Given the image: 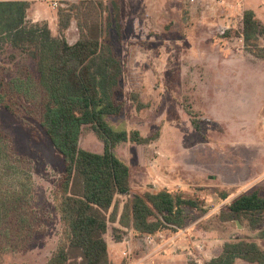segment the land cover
<instances>
[{
    "label": "rangeland",
    "instance_id": "obj_1",
    "mask_svg": "<svg viewBox=\"0 0 264 264\" xmlns=\"http://www.w3.org/2000/svg\"><path fill=\"white\" fill-rule=\"evenodd\" d=\"M76 1L41 0V13L36 11L27 20L36 23L33 18L38 17L40 22L47 21L55 36L58 8ZM103 1L111 11L114 0ZM157 1L163 4L124 1L121 37L115 27L110 29V42L125 69L119 99H125L126 105L123 115L108 118V123L115 129H137L144 136L160 133L150 144L123 142L116 148L117 155L131 167L133 190L168 188L196 199L207 212L190 211L194 222L176 243L171 241L174 234L166 233L161 242L150 247L125 228H120L127 231L123 244L117 245L114 224L109 223L106 240L110 258L116 264H198L185 251L194 241L202 245L203 264H207L222 253L226 243L241 238L254 239L264 248V229L253 230L246 221L238 227L219 219L232 198L264 187L254 186L252 180L243 182L254 172L251 168L264 149V82L244 85L234 78L242 76L238 72L242 63L264 68V59L252 55L235 32L229 38L216 32L224 13L222 9H205V3L215 0ZM243 1L264 27V0ZM65 35L69 43L76 42L79 32L75 22ZM258 40L264 47V34ZM30 78L36 81L35 61L26 51L0 41V81L18 112L14 115L0 106V130L11 150L10 155L1 154L0 189L25 194L32 232L27 248L6 253L2 264H46L65 240L55 200L64 163L39 127L37 110L25 101L23 90L16 89ZM132 95L138 96L142 109H137ZM186 108L195 113L201 133L193 127ZM79 145L88 151H103V143L89 128L84 129ZM229 179L240 183L223 185ZM224 193L229 195L225 201ZM125 200L118 198L121 207ZM0 227L2 233L8 231L3 222ZM234 264L249 263L235 259Z\"/></svg>",
    "mask_w": 264,
    "mask_h": 264
},
{
    "label": "trees",
    "instance_id": "obj_2",
    "mask_svg": "<svg viewBox=\"0 0 264 264\" xmlns=\"http://www.w3.org/2000/svg\"><path fill=\"white\" fill-rule=\"evenodd\" d=\"M30 6L23 0L0 1V41L26 51L35 61L36 81L30 78L16 89L23 90L25 101L37 110L39 127L64 163L55 200L65 240L46 264H116L110 258L106 240L109 223L114 224L117 242H122L127 232L120 228L137 238L184 231L194 222L190 211L207 212L199 201L168 188L157 192L133 190L131 167L116 153L120 143L147 145L160 137L159 132L144 136L137 129H115L108 123V118L123 115L126 105L125 99H119L123 61L110 42L112 27L118 37L122 35L119 1H112L111 11L103 0L67 2L57 10L55 36L47 21L28 22ZM73 22L79 36L76 42L69 43L65 32ZM263 34L264 27L256 13L245 10L235 36L260 59H264V47L258 38ZM221 37L229 38L230 33ZM132 100L137 102V109L143 108L137 95H132ZM0 106L14 115L18 113L1 81ZM186 111L193 127L201 133L195 113L191 108ZM86 128L103 143L101 153L80 147ZM6 137L0 130V162L2 153L11 152ZM263 191L264 187L232 198L219 219L225 223L246 221L253 230L264 229ZM121 196L126 197L122 207L118 201ZM228 196L224 193L222 199ZM28 206L21 190L5 193L0 189V225L3 222L8 230H0V264L6 253L23 251L31 241ZM235 259L264 264V248L254 239L241 238L226 243L222 253L207 264H234Z\"/></svg>",
    "mask_w": 264,
    "mask_h": 264
},
{
    "label": "crops",
    "instance_id": "obj_3",
    "mask_svg": "<svg viewBox=\"0 0 264 264\" xmlns=\"http://www.w3.org/2000/svg\"><path fill=\"white\" fill-rule=\"evenodd\" d=\"M23 1H25V0H23ZM26 1H29L30 2V4H31V6H30V9L28 10V12H27V17H29V18H31L30 17V15L31 14H33L34 12H38V13H41V11L38 9V5H40V1L41 0H26ZM70 1H75V0H70ZM106 1V0H105ZM117 1H119V3H120V11H121V17H122V10H123V4H124V1H126V0H117ZM134 1H137V0H134ZM149 3L152 1L153 2V4H157V2L158 3H161V2H159V1H157V0H147ZM231 2L233 1V0H230ZM237 1H241V2H243V4H244V9L245 10H248V9H246L247 7H246V5H245V2L243 1V0H234L233 2L234 3H236ZM161 4H163V3H161ZM206 5V10H209L210 12H216L217 10H219V9H222V11H223V13H224V17L225 16H227V15H229V14H234L235 13V10L234 9H229V8H226V7H224V6H218V5H215V3H213V4H211V3H205ZM164 9H166V6H164ZM244 10V11H245ZM43 19H47V18H43ZM39 20H42V19H40V18H38V17H35V18H33V21L34 22H38ZM57 20H58V18H57ZM40 22V21H39ZM222 22V21H221ZM138 23V25H140V23H139V19H138V21L136 22V24ZM141 25H142V23H141ZM142 36V35H141ZM253 66V65H252ZM252 66H249L247 63H242V67H243V69H242V71L240 72V71H238L239 72V74L240 75H242V76H238V77H234V78H237V79H235V80H237V82H239L240 80H241V83L242 84H247L248 82H250V83H256V82H264V68H261L260 66H256V65H254L253 67ZM237 73V72H236ZM234 74V73H233ZM233 74H232V76H233ZM243 90V93L244 92H246L247 90H248V87L246 86L245 88H243L242 89ZM262 95H263V101H264V91H262ZM259 156H258V160L257 161H255L254 162V164H255V167L253 166L251 169H252V171H254L249 177H247L246 179H243V182L244 181H247V180H252V184L254 185V186H256V185H261V186H264V149H261L260 150V153L258 154ZM232 166V165H231ZM233 166H235V163H234V165ZM248 169H249V167H248ZM256 170L258 171L257 173H255L256 172ZM216 177V176H215ZM217 178V177H216ZM219 180H221V182H222V179H221V177H219ZM240 183V180H231V179H229V182L227 181V183H224L223 185H225V186H233V185H235V184H239ZM186 230V229H185ZM166 233L168 234L169 232H163V233H157V234H164V235H166ZM180 233V232H179ZM186 233H187V230H186ZM186 233H185V235H186ZM157 234H156V236H157ZM178 234V233H177ZM171 235V233L169 234V236ZM174 235H176V234H174ZM173 235V236H174ZM168 236V235H167ZM145 236H143L142 237V239L144 238ZM171 237V236H170ZM121 244H123L122 242H119L117 245H121ZM117 250V249H116ZM115 250V251H116Z\"/></svg>",
    "mask_w": 264,
    "mask_h": 264
},
{
    "label": "built area",
    "instance_id": "obj_4",
    "mask_svg": "<svg viewBox=\"0 0 264 264\" xmlns=\"http://www.w3.org/2000/svg\"><path fill=\"white\" fill-rule=\"evenodd\" d=\"M196 0H191V2H195ZM215 5L218 6H224L229 9H234L235 13L234 14H229L225 17H223V21L216 26V32L220 36L227 35L228 33L232 32H238L240 27H241V21L243 19V12H244V4L241 1H237L234 3L233 1H225V0H215L213 1ZM57 5V3H55ZM186 233V230L181 231L180 233L174 235L171 239L172 242H175V239L178 238V236L183 235ZM164 237V234H149L145 235L143 238V241L145 242L146 247L154 246L157 245V242H161L160 238L162 239ZM160 240V241H159ZM165 240H162V243ZM202 245H199L197 242L192 241L191 244L187 245L185 248V251H187V254L191 258H195L194 260L198 264H203L204 263V257L202 254H204L203 247Z\"/></svg>",
    "mask_w": 264,
    "mask_h": 264
},
{
    "label": "water",
    "instance_id": "obj_5",
    "mask_svg": "<svg viewBox=\"0 0 264 264\" xmlns=\"http://www.w3.org/2000/svg\"><path fill=\"white\" fill-rule=\"evenodd\" d=\"M236 223H237L238 227H241V224H240V222H239V221H237Z\"/></svg>",
    "mask_w": 264,
    "mask_h": 264
}]
</instances>
